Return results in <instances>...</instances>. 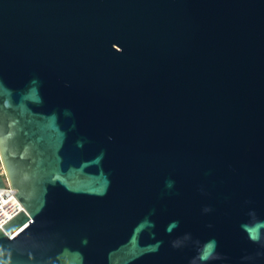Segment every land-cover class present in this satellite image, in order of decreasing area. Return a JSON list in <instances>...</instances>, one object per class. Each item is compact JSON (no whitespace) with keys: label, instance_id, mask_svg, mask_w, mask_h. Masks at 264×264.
<instances>
[{"label":"water","instance_id":"obj_1","mask_svg":"<svg viewBox=\"0 0 264 264\" xmlns=\"http://www.w3.org/2000/svg\"><path fill=\"white\" fill-rule=\"evenodd\" d=\"M0 166V264H264V0H0Z\"/></svg>","mask_w":264,"mask_h":264},{"label":"built area","instance_id":"obj_2","mask_svg":"<svg viewBox=\"0 0 264 264\" xmlns=\"http://www.w3.org/2000/svg\"><path fill=\"white\" fill-rule=\"evenodd\" d=\"M0 177L3 185L0 187V229L10 218H12L17 212L22 210L21 205L15 199L13 194L15 190L10 188L3 170L0 166Z\"/></svg>","mask_w":264,"mask_h":264}]
</instances>
